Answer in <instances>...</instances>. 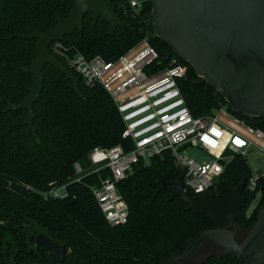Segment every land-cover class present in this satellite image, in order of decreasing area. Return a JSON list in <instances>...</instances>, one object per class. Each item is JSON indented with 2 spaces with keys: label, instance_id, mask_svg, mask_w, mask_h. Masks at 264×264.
Listing matches in <instances>:
<instances>
[{
  "label": "trees",
  "instance_id": "16d2710c",
  "mask_svg": "<svg viewBox=\"0 0 264 264\" xmlns=\"http://www.w3.org/2000/svg\"><path fill=\"white\" fill-rule=\"evenodd\" d=\"M113 3L130 27L117 26L111 36L106 20L99 17L94 24L87 13L83 28L67 34L64 43L90 58L102 55L116 59L149 35L160 54L155 62L158 69L174 63L187 65L180 86L194 116L214 114L226 106L231 115L264 130L263 117L231 109L220 92L156 36L150 0L129 14L123 11L120 0ZM72 7L71 0H0V264H165L184 253L204 230L217 227L208 211L196 215L180 199H170L175 190L171 180L161 189L159 174L175 169L167 152L149 163L138 162L131 174L117 182L129 206V217L123 224L107 221L93 193L94 187L111 176L109 168L71 180L74 163L87 161L90 166L88 155L95 147H134L132 140L123 136V117L106 89L80 81V95L72 80L48 63L43 69L41 96L34 103L37 136L25 124L26 109L7 110L9 101L19 104L33 88L34 76L25 68L36 58L38 40L21 34L50 30L57 16H68ZM251 175L247 158L234 154L220 180L237 187ZM63 183H67L65 197L45 195L51 186ZM244 196L245 203L235 213L238 224L249 229L264 207V179H259L253 191L247 186ZM33 225L42 227L44 231L39 232L58 246L66 244L63 262L37 243L38 232H31ZM199 264L244 263L234 254L215 252Z\"/></svg>",
  "mask_w": 264,
  "mask_h": 264
},
{
  "label": "water",
  "instance_id": "95a60500",
  "mask_svg": "<svg viewBox=\"0 0 264 264\" xmlns=\"http://www.w3.org/2000/svg\"><path fill=\"white\" fill-rule=\"evenodd\" d=\"M69 15L57 16L53 28L45 32L34 30L21 34L36 38V58L25 71L33 74V88L19 104L8 102L7 110H27L29 131L37 136L34 124V103L41 96L46 64L55 66L73 82L82 95L79 76L51 53L50 45L65 41L67 34L82 29L87 13L95 24L99 17L109 24L108 34L117 26L130 27L117 12L114 0H71ZM155 34L165 40L173 52L188 61L203 80L210 83L226 99L234 111L264 118V0H150ZM171 180L175 190L170 199L178 198L196 215L209 212L217 227L204 230L187 250L173 256L165 264H180L205 245L219 254H234L244 264H264V207L257 221L239 237L238 216L242 208L248 178L237 187L220 180L214 191L195 195L185 189L183 176L173 169L159 174L161 189ZM38 244L52 251L59 262L66 259L67 246H58L43 232L36 235Z\"/></svg>",
  "mask_w": 264,
  "mask_h": 264
},
{
  "label": "built area",
  "instance_id": "2783aa9c",
  "mask_svg": "<svg viewBox=\"0 0 264 264\" xmlns=\"http://www.w3.org/2000/svg\"><path fill=\"white\" fill-rule=\"evenodd\" d=\"M145 0H120L125 14L140 10ZM50 51L73 70L87 86L101 85L114 99L121 113L125 129L123 136L132 140L134 147L122 145L111 148L95 147L88 155L90 167L74 163L75 175L80 180L88 172L109 168L111 176L102 180L93 193L111 225L127 222L129 206L117 188V182L126 178L140 161L167 152L185 189L195 195L212 192L225 172L234 154L247 156L252 148L264 151V130L248 125L231 115L226 106L214 114L194 116L186 103L180 81L187 75V65L174 63L158 69V50L149 35L116 59L102 55L88 57L81 51H72L64 41L56 40ZM149 69V71H148ZM223 115H229L224 120ZM199 147L210 155L200 160L188 149ZM264 174L252 173L247 186L255 190ZM67 183L53 185L45 192L49 197H65Z\"/></svg>",
  "mask_w": 264,
  "mask_h": 264
},
{
  "label": "rangeland",
  "instance_id": "374dc122",
  "mask_svg": "<svg viewBox=\"0 0 264 264\" xmlns=\"http://www.w3.org/2000/svg\"><path fill=\"white\" fill-rule=\"evenodd\" d=\"M229 115H223L222 118L224 120L229 119ZM189 153L191 156L195 157L196 159L200 160H206L210 159V155L206 152H204L202 149L199 147H191L188 149ZM247 161L248 164L251 168L252 173L255 175H260L264 174V151L258 149V148H252L248 153H247ZM84 168L90 167L87 161L82 163ZM255 201L252 202V207L254 206ZM39 231H44L42 227L39 225H33L31 232L33 234L39 232ZM245 230L240 226L239 227V237L243 238ZM217 253L215 248H213L210 245H205L203 248H201L197 253H195L193 256H191L188 260L184 261L182 264H199L202 259H204L207 255L211 253Z\"/></svg>",
  "mask_w": 264,
  "mask_h": 264
},
{
  "label": "flooded vegetation",
  "instance_id": "af4514ba",
  "mask_svg": "<svg viewBox=\"0 0 264 264\" xmlns=\"http://www.w3.org/2000/svg\"><path fill=\"white\" fill-rule=\"evenodd\" d=\"M213 191V190H212ZM244 230H246V229H244ZM182 264V263H181Z\"/></svg>",
  "mask_w": 264,
  "mask_h": 264
}]
</instances>
